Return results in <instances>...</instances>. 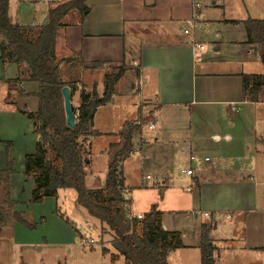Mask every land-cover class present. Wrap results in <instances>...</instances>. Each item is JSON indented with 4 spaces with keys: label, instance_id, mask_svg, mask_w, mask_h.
<instances>
[{
    "label": "crops",
    "instance_id": "crops-1",
    "mask_svg": "<svg viewBox=\"0 0 264 264\" xmlns=\"http://www.w3.org/2000/svg\"><path fill=\"white\" fill-rule=\"evenodd\" d=\"M25 1L9 0V19L12 24L32 27L34 31L38 22L32 19L24 23L16 15ZM199 1L90 0L85 4L89 13L81 21L76 12L62 20L55 58L74 60V65H66L79 68V82L94 78L92 86L96 92L101 91L100 95L104 89L100 76L113 70V74H122L114 84L111 102L97 108L93 122L101 107L120 103L131 109V103L118 96L131 93L137 81L142 106L136 113L132 109L131 123L121 131L128 126L135 128L130 141L132 150L121 160L122 195L134 216L147 214L155 205L162 213L163 230L180 233L183 248L171 251L168 264L177 251L182 254L176 256V264H199L201 226L205 224L211 229L213 264H264V193L260 192H264V91L257 102L251 103L243 99L241 89L243 74L264 72L260 46L245 27L248 20L264 19L257 16L264 13V0H248L242 8L246 16L228 19L213 17L214 12L223 9L219 2L209 0L202 7ZM53 2L46 0L42 18ZM198 3L202 8L196 10ZM13 10L18 11L13 15ZM251 11L254 16L249 15ZM195 17L190 35L187 21ZM199 25L218 28L215 37L226 33V38L211 50L206 49L199 38ZM0 64L3 71L9 68V74L2 79L4 84L0 81V124L8 134L0 137V146L5 148V153L0 149L3 170L5 162L13 159L12 136L19 138L24 133L10 130L6 116L26 118L24 113L34 111L37 102L29 95L36 84L18 77L16 65ZM251 69L257 70L248 71ZM124 79L127 87L117 92ZM84 90H88L87 86ZM150 123L153 128L149 129ZM145 130L149 137H145ZM120 133L111 156L123 145ZM9 134L11 139L6 138ZM102 135L107 134L100 132L97 138ZM214 136L220 138L219 142L213 141ZM133 152L139 155V160L132 161L139 165L135 171L140 179L130 186L123 171L131 168ZM190 155L195 156L194 161L188 159ZM179 159L185 160L184 167L174 176L171 170ZM186 167L191 168V175L183 174ZM21 174L22 182L31 180L33 184L26 192L22 185L14 191L10 177V213L28 224L45 225L42 216L38 222L26 219L35 206L30 199L34 181L24 175V169ZM105 176L106 173L104 179ZM18 225L22 226L13 220L15 229Z\"/></svg>",
    "mask_w": 264,
    "mask_h": 264
},
{
    "label": "trees",
    "instance_id": "trees-1",
    "mask_svg": "<svg viewBox=\"0 0 264 264\" xmlns=\"http://www.w3.org/2000/svg\"><path fill=\"white\" fill-rule=\"evenodd\" d=\"M88 1L68 0L50 7L45 24L36 27L38 34L35 39H30L25 33L32 32L33 28L12 24L8 15L9 0H0V61L2 64L16 65L19 69L18 77L36 84V88L29 93L37 102L36 108L24 113L37 136L35 151L26 155L23 161L24 175L34 181L30 199L32 203H42L44 199L55 198L59 190H73L79 211L96 219L100 231L111 236V247L117 252L116 256H110L112 262L122 256L124 264H168L167 256L171 251L183 248L180 233L163 230L162 213L156 210L155 205L140 220L135 218L131 221L127 220L126 211L122 207L125 199L119 168L121 160L132 150L130 141L134 126H128L120 133L123 145L108 163L104 188L92 191L85 186V167L90 162L85 157L87 153L83 151L80 138L98 136L91 133L94 115L98 107L111 102L115 93L114 84L122 74L105 76L102 95L95 89L91 93L81 91L74 129L65 125L60 91L67 86L72 93L74 82L72 78L64 81L59 67L62 62L68 66L74 65V60L58 61L55 58L56 38L64 26L62 20L67 14L78 13L80 21L87 16L89 9L85 4ZM245 27L252 40L260 46L264 70V20H248ZM241 89L245 101L257 102L264 91V72L260 75L243 74ZM56 163H59L57 167ZM12 165L8 160L6 168L0 170V182H3L7 194ZM99 193L103 198L96 202L94 196ZM2 215L0 208V219ZM13 217L25 228H34L33 224H28L17 214H13ZM201 229L199 264H213L214 247L209 239L210 226L205 224ZM102 253L108 254V250L102 248Z\"/></svg>",
    "mask_w": 264,
    "mask_h": 264
},
{
    "label": "rangeland",
    "instance_id": "rangeland-1",
    "mask_svg": "<svg viewBox=\"0 0 264 264\" xmlns=\"http://www.w3.org/2000/svg\"><path fill=\"white\" fill-rule=\"evenodd\" d=\"M27 0L24 2V6H22V11L16 14V10H13V15H19V19H22L24 23L38 22L39 26L42 25L43 11L46 10V0ZM68 0H54L52 5H58L61 2H65ZM207 1L203 2V0L199 1L202 4V7L207 5ZM217 1L221 5H223V9L220 11H216L213 14V17L217 18H234L241 17V15L246 16L244 8V4L248 5V0H212ZM204 4V6H203ZM72 13V12H71ZM69 13V14H71ZM12 14V11H11ZM69 14L63 18V20H67ZM12 15V17H13ZM250 16L252 15V11L249 12ZM261 18H264V13H261ZM42 18V19H41ZM202 18V17H201ZM15 19V16L12 20ZM264 20V19H263ZM188 30L190 35L192 34V26H188ZM197 30L200 34V39L203 42L206 49L211 50L213 45L217 42H222L224 40L225 34H221V36L215 37L218 28H206L202 26H198ZM38 34V30L25 33L30 39H35ZM218 52V51H217ZM217 52H214L215 54ZM58 60V59H57ZM59 61V60H58ZM259 65V64H257ZM0 64V81L3 83L2 79H5L6 75L9 74V68L6 67L5 71L1 68ZM261 67V66H260ZM252 68V67H251ZM257 69H251L248 71H254ZM79 68H69L65 63H61L59 67L60 76L64 79V81H69L70 78L73 79L74 87L72 92V110H74L75 115H78V106L80 99V92L83 91V87L87 86V93H91L94 89L93 83L95 82L94 78H84L82 82H79ZM116 70L112 72L115 73ZM111 71L106 73L101 77V83L105 85V76L109 74H113ZM114 75V74H113ZM98 77V79H100ZM71 80V79H70ZM126 79L122 81L123 86L121 88H117V92H123V88L127 87ZM131 83V82H130ZM4 84V83H3ZM122 85V84H121ZM137 81L135 82V89L131 93L128 92L124 95H119L123 100H128L131 103L130 107L124 108L122 104H114L112 107H101L98 109V113L93 122V128L91 129V133H102L104 132L107 135H102L101 137H92L91 135H87L86 137L80 138L81 145L84 146V150L87 153L85 155L87 160L90 162L85 167V186L87 189L92 191H99V189L104 188V175L107 169V163L112 158L111 154L115 152V142L118 141L117 136L119 133L127 126L131 120L132 109L134 113H136L139 108L142 106L141 102H139V93L137 91ZM3 90L0 84V92ZM101 93V91H99ZM100 93H98L100 95ZM261 100H264V94ZM3 104V101L0 100V108ZM1 110V109H0ZM132 112V113H131ZM7 121L9 122L10 130H17L24 132L23 136L19 138L13 137L12 135L6 137L8 139L14 140V153L13 159H10L12 165V185H14V191H19L18 185H22L27 191L30 186L33 184L31 180H27L26 182L21 181V177L24 169V156L32 154L35 151V143H36V134L32 129V125L30 120L27 118H19V120L9 118V115L6 116ZM2 121H6L4 118H1ZM7 123V122H5ZM4 124H0V137L8 135L7 132L3 128ZM2 126V128H1ZM95 130V131H94ZM97 131V132H96ZM146 131V130H145ZM149 137L150 134L147 133L145 137ZM7 140V139H4ZM9 146H11L9 144ZM0 149L4 151L5 148L0 146ZM106 151V152H102ZM131 158L129 159V163L131 168L128 172L123 171L124 179H126V184H135L139 181V173L135 171L139 165L136 162L132 161L133 159L139 160V155L136 152H133ZM111 156V157H110ZM110 157V158H109ZM208 159V158H207ZM108 161V162H107ZM7 162H5L4 169L7 166ZM185 160L179 159L176 161L175 166L172 167V172L174 176L179 174L180 170L184 167ZM122 163H120L121 166ZM59 163H56L57 167ZM122 168V167H121ZM119 170H121L119 168ZM21 171V172H20ZM9 177V179H10ZM156 181V180H154ZM10 182V180H9ZM10 182V184H11ZM103 185V186H102ZM131 186V185H130ZM262 194L264 193L262 190L260 191ZM96 202H100L103 198L101 193L96 194L94 196ZM21 198H25V195H22ZM75 193L73 190L65 189L59 190L58 194L55 198H47L42 201V203H32L35 205L28 213V217L26 218L29 222L37 219L38 222L40 216L46 219L45 225L36 224L31 230L25 228L24 226H13V215L10 213L11 202L8 198V194L5 191V187L3 182H0V208L2 210V219H0V264H123V260L121 256L117 257V259L112 262L110 259L111 255L116 256L117 252L111 247V236L108 233H102L100 231V224L98 221L88 214L82 213L79 211L75 204ZM3 205V206H1ZM57 211V215H53V212ZM15 214V213H13ZM26 215V213H25ZM21 225V224H20ZM31 225V224H30ZM38 227V228H37ZM14 230V231H13ZM13 231V233H12ZM14 234V235H13ZM13 235V237H12ZM83 238L87 240H91L94 244L89 247L87 245L82 246L81 241ZM102 248L108 250V254L102 253ZM182 252H174L170 258V264H176V256H181ZM23 262V263H21Z\"/></svg>",
    "mask_w": 264,
    "mask_h": 264
},
{
    "label": "built area",
    "instance_id": "built-area-1",
    "mask_svg": "<svg viewBox=\"0 0 264 264\" xmlns=\"http://www.w3.org/2000/svg\"><path fill=\"white\" fill-rule=\"evenodd\" d=\"M200 8H202L201 7V5L198 3V4H195V9L196 10H199ZM196 21V17H195V20H189V21H187V25L188 26H193V24H194V22ZM185 34L187 33V30H184L183 31ZM149 126V129L150 128H153V126H152V123H150V125H148ZM219 140H220V138L219 137H216V136H214L213 137V141L214 142H219ZM190 161H194V159H195V156H193V155H190L189 156V158H188ZM205 160H208L207 158H204ZM191 173H192V170H191V168H189V167H186V169L185 170H183V174L186 176V175H191ZM122 207L124 208V210L126 211L125 212V214H126V218H127V220H129V221H131V220H133V219H141L142 218V216H140V215H133V214H131L130 212H129V203L128 202H124L123 204H122ZM204 216H207V214L205 213V215ZM93 242L91 241V240H87V239H85V238H83V240L81 241V245L82 246H84V245H87V246H89V247H91V246H93Z\"/></svg>",
    "mask_w": 264,
    "mask_h": 264
},
{
    "label": "water",
    "instance_id": "water-1",
    "mask_svg": "<svg viewBox=\"0 0 264 264\" xmlns=\"http://www.w3.org/2000/svg\"><path fill=\"white\" fill-rule=\"evenodd\" d=\"M45 22L46 19H43L42 24H45ZM60 93L63 99L62 108L64 111L65 125L70 129H74L73 127L75 125L77 116L72 110V93H70V89L67 86L62 87Z\"/></svg>",
    "mask_w": 264,
    "mask_h": 264
}]
</instances>
